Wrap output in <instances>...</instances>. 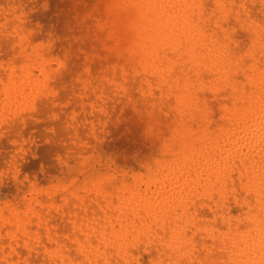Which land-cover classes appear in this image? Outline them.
<instances>
[{
	"label": "bare ground",
	"instance_id": "obj_1",
	"mask_svg": "<svg viewBox=\"0 0 264 264\" xmlns=\"http://www.w3.org/2000/svg\"><path fill=\"white\" fill-rule=\"evenodd\" d=\"M147 4L153 16L145 17L139 8L143 41L140 52L133 55L132 63L139 67L134 72L144 74L140 80H150L159 92L175 91L183 83L186 99L196 90L188 85L192 75L181 72L199 60H215L222 63L226 77L233 75V55L224 44L233 36L223 27L251 24L252 41L258 46L249 54L252 63L243 71L234 98H227L219 117L201 126L183 146L190 152L187 158L160 165L144 179L137 176L132 185L123 178L97 177L98 183L83 181V195L77 193V183L62 187V194L60 186L43 196L31 194L30 214L28 208L19 211L7 205L13 212L2 217L0 211V227H18L13 232L2 230L5 238L0 234L2 264H264V0H149ZM24 35L17 38L18 57L0 70L1 111L23 93L33 70L47 77L42 64L45 51ZM59 70L58 82L63 75ZM196 74L200 78L201 73ZM120 82L119 87L124 85ZM197 83L201 88L202 83ZM40 93L51 95L49 85L44 83ZM22 107L11 111L13 118L4 120L6 127L23 121ZM1 127L0 131L5 129ZM32 228L41 229L43 238L35 230L30 239Z\"/></svg>",
	"mask_w": 264,
	"mask_h": 264
},
{
	"label": "rangeland",
	"instance_id": "obj_2",
	"mask_svg": "<svg viewBox=\"0 0 264 264\" xmlns=\"http://www.w3.org/2000/svg\"><path fill=\"white\" fill-rule=\"evenodd\" d=\"M147 1L0 0V70L18 57L17 38H25L26 34L34 46L45 51L42 64L47 75L45 78L33 70L31 80L35 83L30 80L29 88L25 86L23 93L16 95L17 103L10 99L2 111L0 108V127L5 125L0 131L2 217L8 211L13 212L12 208L8 209L10 205L19 211L28 208V212L33 196H43L59 186L62 194V187L77 183L74 188L83 195V181L89 184L92 179L98 183L97 177L123 178L132 185L137 178L144 179L146 174L176 163V159L187 158L190 152L183 146L202 130L201 126L219 117L227 98H234L243 71L252 63L249 54L258 46L252 41L251 24L243 22L223 27L233 36L224 42L233 55V75L226 77L222 63L215 60H199L181 72L192 75V83L189 81L188 85L196 90L186 99L183 83L175 86V91L159 92L155 84L151 87L150 80H140L144 74L140 77L134 72L139 67L138 63H132L133 55L140 52L143 41L141 11L144 10L145 17L153 16ZM57 70L63 72L59 82L55 80ZM115 73L118 75L113 79ZM196 73H201L200 78ZM120 80L124 85L119 87ZM130 80L133 81L130 83ZM126 81L129 85L125 86ZM197 82L202 83L201 88ZM41 83L49 85L51 95L40 93ZM1 89L0 86V100L3 99ZM22 106L25 108L23 121L15 123L17 127H6L9 124L4 120L13 118L11 111ZM36 205L33 204L38 210ZM42 211L45 214V207L39 209V214L43 215ZM14 226L12 230L18 227ZM2 230L13 232L9 227H0L2 238H5ZM32 230L30 239L35 230L43 238L41 229Z\"/></svg>",
	"mask_w": 264,
	"mask_h": 264
}]
</instances>
